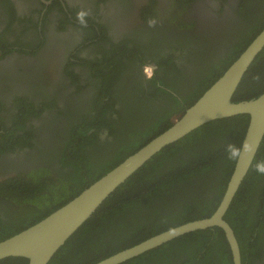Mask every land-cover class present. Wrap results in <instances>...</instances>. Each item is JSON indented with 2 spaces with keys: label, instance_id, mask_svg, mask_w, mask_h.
Segmentation results:
<instances>
[{
  "label": "flooded vegetation",
  "instance_id": "af4514ba",
  "mask_svg": "<svg viewBox=\"0 0 264 264\" xmlns=\"http://www.w3.org/2000/svg\"><path fill=\"white\" fill-rule=\"evenodd\" d=\"M80 9L90 10L86 28L76 19ZM258 9V0H0V183L30 171L56 176L83 121L131 119L150 101L152 111L174 100L186 107L198 73L221 72L252 40ZM118 60L128 69L102 97ZM99 96L120 112H100ZM87 134L90 152L113 142L107 127Z\"/></svg>",
  "mask_w": 264,
  "mask_h": 264
},
{
  "label": "trees",
  "instance_id": "16d2710c",
  "mask_svg": "<svg viewBox=\"0 0 264 264\" xmlns=\"http://www.w3.org/2000/svg\"><path fill=\"white\" fill-rule=\"evenodd\" d=\"M258 7L262 8L258 9V24L248 31L255 33L253 38L264 28V0H258ZM251 41L242 50L246 42L239 44L241 51L233 53L229 63L224 61L227 64L221 72L213 66L210 73H198L196 92L185 100L187 108ZM110 67L102 80V97L110 93L111 82L120 81L121 73L128 69L120 60ZM100 68L96 71L99 76L104 73ZM257 75L258 81L253 79ZM137 92L141 96L142 91ZM263 93L264 50L244 76L234 100L249 101ZM102 101L100 96L93 101L100 102V112H120L109 101L105 108L107 102ZM174 101L166 102L160 111H152V101L143 102L147 105L134 117L125 119L120 114L110 124L100 117L83 121L72 130L65 143L68 145L60 153L62 167L56 176L48 170L30 171L0 183V242L40 222L167 130L172 117L186 108L179 100ZM248 124L246 115L214 121L162 150L106 200L49 264H96L167 230L210 217L220 205L236 165L227 159L225 147L228 143L239 146ZM94 127L109 128L113 142L90 152L87 146L92 145L93 137L87 132ZM260 160H264V140L225 217L239 242L242 264H264V176L255 171ZM50 191L49 204L44 197ZM0 264H28V260L8 258ZM123 264L233 263L224 232L211 228L179 237Z\"/></svg>",
  "mask_w": 264,
  "mask_h": 264
},
{
  "label": "water",
  "instance_id": "95a60500",
  "mask_svg": "<svg viewBox=\"0 0 264 264\" xmlns=\"http://www.w3.org/2000/svg\"><path fill=\"white\" fill-rule=\"evenodd\" d=\"M263 50L264 28L185 113L171 120V126L167 130L40 222L1 241L0 261L23 258L28 260V264H49L106 200L162 150L209 123L246 115L249 116V124L244 139L253 144L254 151L242 152L224 197L210 217L167 230L96 263L123 264L189 233L219 228L224 232L229 245L232 263L242 264L239 242L225 217L264 140V93L239 103L235 102L234 96L244 76Z\"/></svg>",
  "mask_w": 264,
  "mask_h": 264
},
{
  "label": "clouds",
  "instance_id": "9594fccd",
  "mask_svg": "<svg viewBox=\"0 0 264 264\" xmlns=\"http://www.w3.org/2000/svg\"><path fill=\"white\" fill-rule=\"evenodd\" d=\"M90 15V10L88 9H80L76 13V19L77 22L81 27L86 28L88 24V16ZM158 21L155 18H149L147 20L148 27L152 28L157 25ZM254 80H260V76H254ZM254 151V146L252 143H250L247 139H243L239 146L234 143H228L225 147V152L227 153V159L229 161L238 163L240 160V157L243 153H252ZM255 171L261 175L264 176V160H260L255 165Z\"/></svg>",
  "mask_w": 264,
  "mask_h": 264
}]
</instances>
